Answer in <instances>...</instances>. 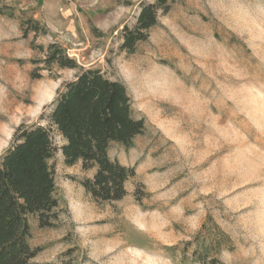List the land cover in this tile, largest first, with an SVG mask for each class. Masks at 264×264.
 <instances>
[{
  "label": "rangeland",
  "instance_id": "rangeland-1",
  "mask_svg": "<svg viewBox=\"0 0 264 264\" xmlns=\"http://www.w3.org/2000/svg\"><path fill=\"white\" fill-rule=\"evenodd\" d=\"M169 1L129 54L122 31L154 0H0V158L80 70L122 82L146 125L108 150L135 170L108 204L52 128L61 205L52 228L28 219L32 264H264V0ZM51 44L79 68L42 63Z\"/></svg>",
  "mask_w": 264,
  "mask_h": 264
},
{
  "label": "trees",
  "instance_id": "trees-1",
  "mask_svg": "<svg viewBox=\"0 0 264 264\" xmlns=\"http://www.w3.org/2000/svg\"><path fill=\"white\" fill-rule=\"evenodd\" d=\"M169 8V0L142 6L132 30L123 29L121 47L133 54L135 45L145 41L147 31L156 26L158 12ZM32 29L37 31L36 26ZM42 63L60 69L79 68L55 44L47 47ZM52 106L48 126L20 125L12 145L0 158V264H32L40 248L29 244V217L36 216L44 229L54 227L59 218L61 200L52 164L58 148L52 128L64 140L60 153L67 166L80 162L84 171L95 169L91 179L80 182L91 199L120 202L127 182L135 177L134 168L121 166L108 153L112 144L131 148L146 128L143 119L134 118L122 82L106 78L98 70H80L73 81L62 86Z\"/></svg>",
  "mask_w": 264,
  "mask_h": 264
},
{
  "label": "built area",
  "instance_id": "built-area-1",
  "mask_svg": "<svg viewBox=\"0 0 264 264\" xmlns=\"http://www.w3.org/2000/svg\"><path fill=\"white\" fill-rule=\"evenodd\" d=\"M71 0H64V2L69 3Z\"/></svg>",
  "mask_w": 264,
  "mask_h": 264
}]
</instances>
